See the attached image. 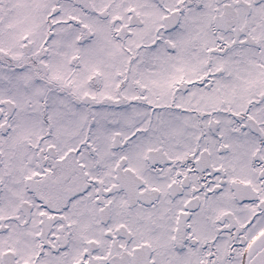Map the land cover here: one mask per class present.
Masks as SVG:
<instances>
[{
  "label": "snow or ice",
  "instance_id": "obj_1",
  "mask_svg": "<svg viewBox=\"0 0 264 264\" xmlns=\"http://www.w3.org/2000/svg\"><path fill=\"white\" fill-rule=\"evenodd\" d=\"M0 264H264V0H0Z\"/></svg>",
  "mask_w": 264,
  "mask_h": 264
}]
</instances>
